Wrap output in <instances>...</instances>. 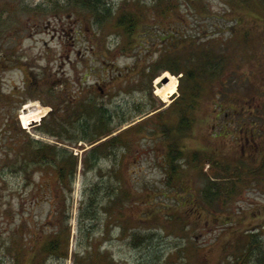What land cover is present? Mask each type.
I'll return each instance as SVG.
<instances>
[{
	"label": "rangeland",
	"instance_id": "obj_1",
	"mask_svg": "<svg viewBox=\"0 0 264 264\" xmlns=\"http://www.w3.org/2000/svg\"><path fill=\"white\" fill-rule=\"evenodd\" d=\"M106 1L111 14L100 23L88 9L73 8L65 0H0V264H13L22 248L23 258L31 257L27 247L34 235L42 238L57 232L62 241L68 234V256H46L40 258L42 264H78L77 259L82 257H90L96 264H238L236 258L245 243L242 233L255 232L258 239L264 240L263 123L254 137L258 149L248 141L241 153L239 144L243 139L237 142L235 133L214 136L209 117L200 118L189 136L183 137L186 156L203 148L221 161L241 158L244 167L235 196L223 207L204 204L199 212L188 204L189 191L179 187V179L167 182L168 171L161 160L164 143L153 131L152 123L129 132L127 147L123 152L117 150L115 157H101L85 169L79 162L67 204L65 194L54 197L36 188L43 176L47 186L55 189L53 170H29L24 176L18 170L21 147L29 139L56 144L84 160L106 138L92 143L79 138L80 122L71 110L77 101H70L67 95L103 100L118 115H130L135 113L136 105L149 103L150 89L155 101L150 110L166 109L178 95L176 90L164 102L155 94L156 79L169 73L177 77L178 84L180 74L160 70L149 83L141 70L140 63L146 65V58L154 60L160 46H151L150 55L138 46L140 38L130 51L117 46L122 39L115 18L124 0ZM138 1H134V7ZM201 1L210 15L200 17L184 11L186 31L193 34L202 26L210 37L220 34L218 38L227 39L231 34L228 24L233 23V14L224 13L229 6L227 0ZM53 2L66 3V9L53 10ZM179 2L184 6L188 0ZM214 30L217 33L211 35ZM223 47L231 52L232 46L224 43ZM253 48L245 59L243 50L234 52L232 73L251 70L254 81L264 83V45L258 43ZM29 103H36L44 113L26 126L20 114ZM51 103L59 105L52 114ZM141 116H132L110 135ZM170 119L175 123L174 115ZM48 123L58 125L53 128L54 135L44 131ZM180 179H187L186 186L195 195L206 184L199 172L184 171ZM95 185L96 201L88 204L90 187ZM134 232L145 238L133 240Z\"/></svg>",
	"mask_w": 264,
	"mask_h": 264
},
{
	"label": "trees",
	"instance_id": "obj_2",
	"mask_svg": "<svg viewBox=\"0 0 264 264\" xmlns=\"http://www.w3.org/2000/svg\"><path fill=\"white\" fill-rule=\"evenodd\" d=\"M65 1L73 8L88 9L100 23L111 14L110 5L106 0ZM134 1L124 0L116 15L115 26L122 39L117 46L123 51H130L134 48L135 40L140 38L138 46L144 48L146 55L151 54V46H160L154 60L149 62L146 58L144 61H147L146 65L140 63L141 70L149 83L160 70L180 74L177 85L178 95L166 109L157 110L146 117L143 116L156 110H150L155 106L150 87L149 103L136 105L135 113L132 112L130 115L128 113L118 115V111L112 105H107L103 100L97 101L94 97L83 98L79 94H70L68 97L67 95L66 98H71L70 101L72 99L75 100L74 102L77 101L76 104L72 103L71 110L75 113L76 120L80 122L81 136L79 138L90 143L106 138L97 143L84 160L56 144L29 139L21 147L20 159L22 160L19 161L18 170L22 171L23 176L29 170L32 173L37 170L42 172L53 170L55 189L47 186L43 176L39 177L41 183L36 188L44 194L50 192L54 197L65 194L67 204L73 191L74 174L79 162L83 163L85 169L95 164L101 157H115L117 150L123 152L127 147L129 132L140 131L146 123H152L153 131L164 143L161 160L168 171L167 182L174 183L176 179H179V187L186 193L189 191L188 204L193 205L197 212L204 207V204L223 207L239 190L237 184L244 172L242 159L221 161L203 148L195 149L186 156L188 150L184 147L182 140L184 136H189L192 126L200 118L203 120L209 117L210 126L213 128L210 130L214 136L224 137L229 133H235L237 142L243 139V142L240 140L241 144H239L240 153L247 141H252L253 148L257 147L258 142H254V137L258 134L261 124L264 125V83L261 81L262 86L261 82L254 81L251 70L244 71L241 73L242 76L232 73L231 67L236 50H243L242 59H245V56H248L245 54L249 53L247 51L250 49L252 51L256 44L264 45L261 43L264 41V0H227L229 6L224 13L233 14V17H230L233 23L228 24L231 34L227 39L218 38V36L222 37L220 34L210 37L208 30L202 26H198L193 34L186 31L187 16L184 11H192L194 16L200 17L210 15L209 9L201 0H188L184 6L181 5L180 0H149L150 5L145 0H139L136 7L133 6ZM58 2L52 3L53 10L66 9V3ZM130 2L132 5L129 4ZM148 10H152V13L150 14ZM176 12L178 14L174 18L173 15ZM182 12L184 15H181ZM215 28L221 29V26L215 25ZM216 33L217 31L214 30L211 35ZM224 43L232 46L231 52L228 47H223ZM227 52L231 54L228 55ZM51 93L53 95V92ZM261 100L262 104H260ZM51 104L50 114L59 108V105ZM259 105L261 106L258 107ZM137 114L142 115L143 118L110 135L116 127ZM173 115L175 123L170 119ZM85 116H87L86 119H81ZM54 126L58 125L48 123L43 128L46 133L54 135ZM158 128L160 133H157ZM64 131L66 132L67 128H64ZM262 145L264 146V143ZM261 161L264 163V157ZM206 164L208 167L204 171ZM184 171L199 172L203 176L206 184L199 195L191 193L190 187L186 186L187 179H180ZM97 195L98 185L91 186L88 204L94 203ZM125 195L128 196L129 193ZM60 202L63 203V201H55V204ZM87 212L88 209H86V215H88ZM144 236L134 232L133 240L138 242L144 239ZM242 236L245 243L236 258L238 264L251 263V261L254 264H264V240L258 239L257 234L251 231H245ZM67 244L68 234H65L63 241L59 232L42 238H39L38 234L34 235L32 243L27 247L32 256L24 259L23 248L19 249L13 264H23V260L25 264H42L40 258L46 259V256L50 255L66 258ZM77 262L78 264H96L90 257H82L80 260L77 259Z\"/></svg>",
	"mask_w": 264,
	"mask_h": 264
},
{
	"label": "bare ground",
	"instance_id": "obj_3",
	"mask_svg": "<svg viewBox=\"0 0 264 264\" xmlns=\"http://www.w3.org/2000/svg\"><path fill=\"white\" fill-rule=\"evenodd\" d=\"M165 80V81H164ZM177 77L169 73H163L156 79L155 94L161 99L167 100L169 96L174 94L177 90ZM39 107L36 103H29L24 109L21 110L20 117L23 124L28 126L33 121H38L44 112L38 110Z\"/></svg>",
	"mask_w": 264,
	"mask_h": 264
},
{
	"label": "flooded vegetation",
	"instance_id": "obj_4",
	"mask_svg": "<svg viewBox=\"0 0 264 264\" xmlns=\"http://www.w3.org/2000/svg\"><path fill=\"white\" fill-rule=\"evenodd\" d=\"M246 143H248V141H247ZM254 148H255V150H257V149H258V147H256V146H255Z\"/></svg>",
	"mask_w": 264,
	"mask_h": 264
},
{
	"label": "water",
	"instance_id": "obj_5",
	"mask_svg": "<svg viewBox=\"0 0 264 264\" xmlns=\"http://www.w3.org/2000/svg\"><path fill=\"white\" fill-rule=\"evenodd\" d=\"M165 81V80H164ZM158 85H160V84H158Z\"/></svg>",
	"mask_w": 264,
	"mask_h": 264
}]
</instances>
